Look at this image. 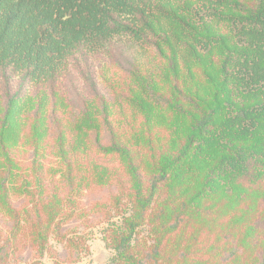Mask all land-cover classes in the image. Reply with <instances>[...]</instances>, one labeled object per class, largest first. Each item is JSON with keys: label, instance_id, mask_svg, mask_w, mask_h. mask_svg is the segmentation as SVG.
Here are the masks:
<instances>
[{"label": "trees", "instance_id": "trees-1", "mask_svg": "<svg viewBox=\"0 0 264 264\" xmlns=\"http://www.w3.org/2000/svg\"><path fill=\"white\" fill-rule=\"evenodd\" d=\"M104 190L110 264H264V0H0V263Z\"/></svg>", "mask_w": 264, "mask_h": 264}, {"label": "rangeland", "instance_id": "rangeland-1", "mask_svg": "<svg viewBox=\"0 0 264 264\" xmlns=\"http://www.w3.org/2000/svg\"><path fill=\"white\" fill-rule=\"evenodd\" d=\"M127 53L130 56L135 55L139 61L148 58L138 48H129ZM37 161L54 164V159L50 156L46 160ZM107 191L109 190L88 191L82 197H75L77 205L73 214L60 225L58 232L51 234L43 254L29 250V246H26L14 255L9 251L3 264H110L112 254L104 239L109 232V224L118 225L120 218L112 216L113 218L107 221L97 212L100 201L112 192ZM126 210L127 208H124L123 212ZM9 227L10 223L0 212V246L5 245L10 237Z\"/></svg>", "mask_w": 264, "mask_h": 264}]
</instances>
